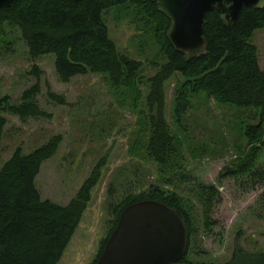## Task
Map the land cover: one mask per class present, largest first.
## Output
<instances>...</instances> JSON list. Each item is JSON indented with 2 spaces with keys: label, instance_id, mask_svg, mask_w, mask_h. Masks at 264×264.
Returning a JSON list of instances; mask_svg holds the SVG:
<instances>
[{
  "label": "trees",
  "instance_id": "obj_1",
  "mask_svg": "<svg viewBox=\"0 0 264 264\" xmlns=\"http://www.w3.org/2000/svg\"><path fill=\"white\" fill-rule=\"evenodd\" d=\"M111 10L128 14L151 36L158 51L152 64L156 73L147 80L148 94L141 114L139 134L143 133L144 138L140 156L144 155L154 164L162 178L182 183L183 146L166 120L164 87L173 77L180 76L184 82L175 93L173 120L176 133L184 139L185 131L177 124L191 106L190 97L205 95L217 105L258 110L255 120L260 118V122L244 125L243 129L250 150L232 161V166L225 168L220 177L237 178L251 173L264 150V72L259 67L257 49L251 44L254 32L264 29V9L244 8L232 27L223 14L216 11L207 14L203 27L206 51L188 57L174 50L168 40L171 21L147 0H20L0 10V44L5 26L18 29L32 60L55 56V73L61 83L67 84L88 73L101 74L112 88L138 98L144 67L141 62L119 53L109 39L103 15ZM32 74L39 79L41 73L34 67ZM39 94L37 83L22 94L19 105L11 104L9 97L0 96V148L7 124L5 113L22 123L50 118L36 102ZM48 96L65 105L63 97L50 93ZM142 129L145 130L142 132ZM60 143L61 138L55 137L30 154L18 148L0 170V264H59L83 218L92 190L101 180L105 159L94 166L67 206L43 201L35 181L42 165L54 157ZM137 151L138 148H133L134 155ZM196 192L207 209L218 195L213 188H199ZM142 201L160 203L182 218L188 233L187 253L191 254L192 208L177 194L151 185L145 192L128 195L112 207L110 229L100 244L97 260L121 212ZM210 224L207 215L204 228L208 232ZM187 259L182 263L190 264ZM227 264H264V254L248 253L236 245Z\"/></svg>",
  "mask_w": 264,
  "mask_h": 264
},
{
  "label": "rangeland",
  "instance_id": "obj_2",
  "mask_svg": "<svg viewBox=\"0 0 264 264\" xmlns=\"http://www.w3.org/2000/svg\"><path fill=\"white\" fill-rule=\"evenodd\" d=\"M103 20L118 52L143 64L138 98L112 88L101 74L88 73L63 84L55 73L54 55L32 60L18 29L5 26L1 38L0 96L19 105L22 94L38 83L36 102L50 118L22 123L4 114L7 124L0 148V170L16 149L30 154L60 137L56 154L42 165L35 186L41 200L65 207L94 166L105 159L101 180L92 190L91 201L59 264H93L110 229L112 207L151 185L177 194L192 208L193 251L185 257L190 264H227L236 245L248 253L264 254V150L251 173L220 177L232 161L250 150L243 129L244 125L260 122V118L255 120L258 110L217 105L205 95L190 97L191 106L177 124L185 131L184 139L176 133L173 120L175 93L184 79L173 77L164 85L165 116L183 146L184 169L182 183L162 178L157 167L140 156L144 136L139 134L147 80L156 73L152 64L158 51L151 36L125 12L111 10ZM251 44L257 49L259 67L264 72V29L254 32ZM34 67L41 73L39 79L32 74ZM49 93L63 97L65 105L51 100ZM135 147L138 151L134 155ZM199 188H213L218 194L209 209L197 197ZM207 215L209 232L204 228Z\"/></svg>",
  "mask_w": 264,
  "mask_h": 264
},
{
  "label": "water",
  "instance_id": "obj_3",
  "mask_svg": "<svg viewBox=\"0 0 264 264\" xmlns=\"http://www.w3.org/2000/svg\"><path fill=\"white\" fill-rule=\"evenodd\" d=\"M18 1L0 0V10ZM147 1L171 21L168 40L177 53L188 57L206 51L203 27L207 14H223L232 27L244 8L264 9V0ZM187 252L188 233L182 218L160 203L142 201L121 212L95 264H184Z\"/></svg>",
  "mask_w": 264,
  "mask_h": 264
}]
</instances>
